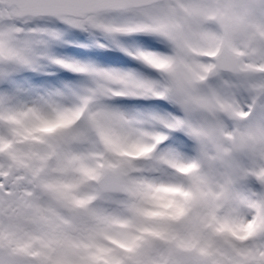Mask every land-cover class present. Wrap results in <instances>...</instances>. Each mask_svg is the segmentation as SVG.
Segmentation results:
<instances>
[{
  "label": "snow or ice",
  "instance_id": "6c2138e0",
  "mask_svg": "<svg viewBox=\"0 0 264 264\" xmlns=\"http://www.w3.org/2000/svg\"><path fill=\"white\" fill-rule=\"evenodd\" d=\"M0 264H264V0H0Z\"/></svg>",
  "mask_w": 264,
  "mask_h": 264
}]
</instances>
